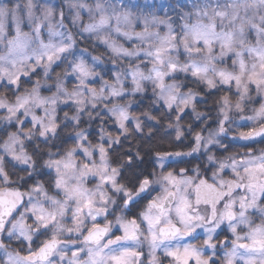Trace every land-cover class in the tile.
<instances>
[{"label": "snow or ice", "instance_id": "6c2138e0", "mask_svg": "<svg viewBox=\"0 0 264 264\" xmlns=\"http://www.w3.org/2000/svg\"><path fill=\"white\" fill-rule=\"evenodd\" d=\"M257 144L264 0H0V264H264Z\"/></svg>", "mask_w": 264, "mask_h": 264}, {"label": "trees", "instance_id": "16d2710c", "mask_svg": "<svg viewBox=\"0 0 264 264\" xmlns=\"http://www.w3.org/2000/svg\"><path fill=\"white\" fill-rule=\"evenodd\" d=\"M163 146H164L165 148H167V147H168V142H167V141H164V142H163Z\"/></svg>", "mask_w": 264, "mask_h": 264}, {"label": "flooded vegetation", "instance_id": "af4514ba", "mask_svg": "<svg viewBox=\"0 0 264 264\" xmlns=\"http://www.w3.org/2000/svg\"><path fill=\"white\" fill-rule=\"evenodd\" d=\"M254 147H256V148H261V147H264V145L257 144V145H255Z\"/></svg>", "mask_w": 264, "mask_h": 264}, {"label": "rangeland", "instance_id": "374dc122", "mask_svg": "<svg viewBox=\"0 0 264 264\" xmlns=\"http://www.w3.org/2000/svg\"><path fill=\"white\" fill-rule=\"evenodd\" d=\"M5 2H8V3H10V2H11V0H5Z\"/></svg>", "mask_w": 264, "mask_h": 264}]
</instances>
